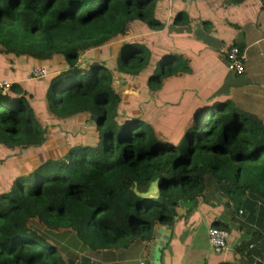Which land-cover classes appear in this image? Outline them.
I'll use <instances>...</instances> for the list:
<instances>
[{
    "label": "trees",
    "instance_id": "16d2710c",
    "mask_svg": "<svg viewBox=\"0 0 264 264\" xmlns=\"http://www.w3.org/2000/svg\"><path fill=\"white\" fill-rule=\"evenodd\" d=\"M156 12L157 0H0V79L12 83L0 93V149L12 153L5 165L0 155V264H120L122 254L150 244L157 227L172 226L178 208L212 190L228 198L234 216L264 230V124L224 93L190 82L193 65L171 50L172 38L161 49L131 39L137 22L165 28L167 14ZM170 26L187 35L189 16L181 11ZM113 40L112 61L82 59ZM6 58L47 66L35 86L51 125L31 108L32 81L3 75ZM145 72L146 90L159 92L155 113L151 104L140 107V95L121 105L115 91L118 75ZM77 120L88 126L81 133L60 125ZM61 130L59 155L15 165L27 151L49 149ZM156 181L158 197L146 198ZM212 227L230 231L220 221ZM254 236L264 248V234ZM235 253L250 256L240 246Z\"/></svg>",
    "mask_w": 264,
    "mask_h": 264
},
{
    "label": "crops",
    "instance_id": "0c3cea01",
    "mask_svg": "<svg viewBox=\"0 0 264 264\" xmlns=\"http://www.w3.org/2000/svg\"><path fill=\"white\" fill-rule=\"evenodd\" d=\"M218 1L219 3L216 0H157L156 13L162 9L161 14L176 15L183 11L188 15L186 10H195L201 5L208 18L196 28L199 34L210 31L213 40L199 42L194 52L185 51L184 55L193 65L191 80L208 88L210 92L224 93L245 113L255 116L264 124V2L258 4L254 0H244L238 4H226V0ZM237 8L249 12L250 15L241 18V27L236 23H230L232 27H219L222 33L225 32L224 38L219 40L216 36L215 31L218 32L219 28L202 27L212 26L214 20L210 17L219 11L223 14V22L226 24L224 15L228 14L230 18L235 19L237 15L233 10L237 12ZM189 40L190 38L188 42ZM231 45L238 47L246 57L244 74L241 76L227 69L223 52ZM228 203V198L222 192L212 190L198 203L181 206L176 210L177 216L172 226L157 227L150 244L138 246L125 257L122 254V258L118 257L115 262L138 264L144 261L146 264H152L154 251L159 247L161 264H254V260L264 264V248L259 246L261 241L255 242L256 237H251L257 231L264 234V230L249 218L243 220L242 217L234 216ZM216 221L223 222L230 229L226 249L222 252L214 251L207 238L208 229ZM160 228L163 230L161 233L158 232ZM237 246L249 253V258L236 254Z\"/></svg>",
    "mask_w": 264,
    "mask_h": 264
},
{
    "label": "rangeland",
    "instance_id": "374dc122",
    "mask_svg": "<svg viewBox=\"0 0 264 264\" xmlns=\"http://www.w3.org/2000/svg\"><path fill=\"white\" fill-rule=\"evenodd\" d=\"M163 1V0H160ZM216 2L219 3L218 0H216ZM198 3V2H197ZM196 3V4H197ZM162 9H160L158 11V13H156V17L161 19V17L163 16L162 13ZM161 12V13H160ZM186 12L188 13L189 19H190V32L189 34L185 35V30H180L177 29L174 32L170 31L171 27V22L173 20V18L176 16L175 14L172 15H167L166 16V20H165V28L163 30H159V31H150L146 28V26L140 22L135 23L134 25H132L131 27H135V28H130L128 30V33L130 34L131 39L136 38L139 39L140 43H143L144 45H146L147 43L151 44L153 47L155 46V49H161L162 47H164V45H161L163 43H166L168 41V39L172 38L173 41H170V48L172 51L174 52H179L182 53L184 52L182 55L185 54V51H193L195 49L196 44H198L199 42L202 41H206V42H212L213 37L211 35L210 31L207 32H203L201 34H199V30L196 27H200V24L202 22H204L206 18H208V16L206 15L207 12L201 7V5L194 9H190V10H186ZM233 13H235L237 15V17L235 19L230 18L228 16V14L224 15L226 16V24L223 22V14L221 13V11L217 12L216 15L210 17L213 21V25L212 26H206V27H215L219 28V27H232L230 26V23H236L239 27H241L243 25V23L241 22V18L244 19L245 17L249 16V12H245L241 10V8H237V12L236 10H233ZM238 20V22H236ZM140 27V28H139ZM169 28V30H168ZM216 32V36L219 37V40L221 38H224L225 36V32L222 30L221 28H219V31H215ZM199 35V36H197ZM184 36V37H183ZM143 38H145L146 42H143ZM190 38L189 42L188 39ZM187 41L188 46L186 47V49L181 50L176 43L178 44H184V42ZM119 40H113L111 42H109L108 44H106L105 46L101 47V48H97V49H93L90 53H86V54H82V59H87L89 57L94 58V59H99L102 58L103 56H105V58L108 61H112L117 54V44H118ZM156 42L158 44H156ZM173 42V43H172ZM175 42V43H174ZM182 51V52H181ZM194 52V51H193ZM5 61L2 62L4 65H7V69L4 71V76L6 75H10L11 77H19L18 81L22 82L23 85H26V81H30L29 78V73L32 69L33 66H35L34 64L28 62L26 59L23 58H18L12 62H8L9 60L6 58L4 59ZM63 62L62 59H57L53 62H50V66H54V65H60ZM46 69V76L49 75V73L47 72V66H45ZM22 74H25L26 76L23 78L21 77ZM28 75V76H27ZM148 72L143 73V75L139 78H125L122 77L121 75H118L116 77V80L114 81V85H115V91L118 93H121V105H124L125 102H129L130 99H128V96L134 95V96H138L140 95V107L143 106V104H151V106H149V110L154 112L153 108L154 106H156V103H152L153 100L152 98L158 95L159 92H152L149 90H146V85H147V79H148ZM46 78V77H45ZM44 80V79H43ZM32 82H29V86H26L27 88V92L33 94V98L32 100H29V103L31 105V108L33 109L36 118L42 122H44L47 125H51V121L50 119L45 115L44 113V100L40 99V95L41 92H39L40 90H43L42 87L37 88L35 85L37 84L36 81L39 83L42 82L41 80H31ZM11 82V81H10ZM190 82H192V80L190 79ZM36 83V84H35ZM41 84V83H40ZM39 85V84H38ZM29 99V98H27ZM46 109V107H45ZM155 113V112H154ZM46 116V117H44ZM183 119L184 116L183 114H181L180 119ZM84 120V119H80ZM79 120L72 123H67V124H63L61 123L60 125H64V132L67 131H72V129L76 128L79 132L81 133V130L83 128H87L88 126L85 125H80L82 127H79ZM84 122L86 123L87 120H84ZM87 125V124H86ZM79 127V128H78ZM75 129V130H76ZM73 130V131H75ZM63 130L53 133L51 134L52 136V140L47 142L49 146V149L44 150V151H27L25 153H23L22 155H19L16 159H14V163L15 165H18L19 168L20 167H24L26 166V164H31L33 161L35 160H39V161H43L46 157H55L57 155H59L61 152L60 150L62 149V145L65 143L63 141V137L64 134L62 133ZM72 131V132H73ZM67 147V145H66ZM65 147V148H66ZM0 155L5 157V164L11 163L12 160L10 159L11 154H7V152H4L0 149ZM9 159V160H8ZM7 160V161H6ZM211 189H217L215 185L210 184ZM32 227L37 228L38 230L40 229V231L43 229L41 226H39L35 221H31Z\"/></svg>",
    "mask_w": 264,
    "mask_h": 264
},
{
    "label": "built area",
    "instance_id": "2783aa9c",
    "mask_svg": "<svg viewBox=\"0 0 264 264\" xmlns=\"http://www.w3.org/2000/svg\"><path fill=\"white\" fill-rule=\"evenodd\" d=\"M258 4H263L264 0H254ZM227 69L237 76L244 74V62L246 57L243 52L236 46L231 45L223 52ZM46 77V69L44 66L35 65L32 67L29 78L30 80H42ZM11 82L6 79H0V93L7 94L10 91ZM207 238L210 247L216 252H222L226 249L228 233L224 230L211 227L207 231ZM138 264H146L140 261Z\"/></svg>",
    "mask_w": 264,
    "mask_h": 264
},
{
    "label": "water",
    "instance_id": "95a60500",
    "mask_svg": "<svg viewBox=\"0 0 264 264\" xmlns=\"http://www.w3.org/2000/svg\"><path fill=\"white\" fill-rule=\"evenodd\" d=\"M158 181H156L155 183H153L150 187V191L149 193L146 194V198L149 199H155L158 197V191H157V186H158ZM163 230L162 228L158 229V232L161 233ZM152 264H161L160 262V249L159 247H157L154 251V255H153V260H152Z\"/></svg>",
    "mask_w": 264,
    "mask_h": 264
}]
</instances>
